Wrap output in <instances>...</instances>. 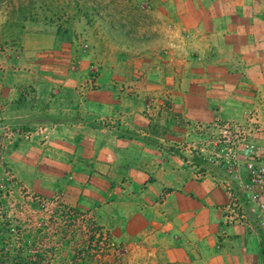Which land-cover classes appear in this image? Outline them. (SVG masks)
<instances>
[{
	"label": "crops",
	"instance_id": "crops-1",
	"mask_svg": "<svg viewBox=\"0 0 264 264\" xmlns=\"http://www.w3.org/2000/svg\"><path fill=\"white\" fill-rule=\"evenodd\" d=\"M141 1L156 23L124 49L114 38L105 50L96 45L100 71L83 91L81 60L59 40L8 59L12 75L34 86L24 96L45 103L59 128L45 147L43 175L57 183L49 195L59 190L68 205L97 211L163 264H264L261 233L225 224L229 194L219 179L197 177L175 154L181 122H240L264 105V0Z\"/></svg>",
	"mask_w": 264,
	"mask_h": 264
},
{
	"label": "rangeland",
	"instance_id": "rangeland-1",
	"mask_svg": "<svg viewBox=\"0 0 264 264\" xmlns=\"http://www.w3.org/2000/svg\"><path fill=\"white\" fill-rule=\"evenodd\" d=\"M155 23L141 0H0V264H163L156 251L144 243L143 248L140 240L119 238L117 229L103 222L97 211L68 205L59 190L49 195L57 183L43 175L45 147L59 128L48 121L51 112H44L46 105L36 95L27 100L24 94L34 93V86L26 83L28 76L12 75L14 66L9 69L8 60L18 55L25 61L41 53L31 51L35 43L44 49L52 39L59 40L81 60L76 72L85 77L79 85L83 91L100 71L96 45L105 50L108 39L114 38L124 49L133 45L131 34ZM2 58L8 61L4 66ZM14 79L19 87H11ZM8 90H18L21 96L6 100ZM168 96L164 95L163 109L171 106ZM22 98V103H13ZM156 98L150 96L149 102ZM162 112L160 117L169 114ZM148 113L153 115L154 110ZM213 123L181 122L183 139L175 154L197 177L215 176L223 187V170L192 149V145L205 147L200 146L213 134L209 128ZM255 136V142L263 145L264 131ZM36 146L39 152H34ZM166 151H171L169 146ZM215 171L221 174H212Z\"/></svg>",
	"mask_w": 264,
	"mask_h": 264
},
{
	"label": "built area",
	"instance_id": "built-area-1",
	"mask_svg": "<svg viewBox=\"0 0 264 264\" xmlns=\"http://www.w3.org/2000/svg\"><path fill=\"white\" fill-rule=\"evenodd\" d=\"M217 122L200 146L205 147L192 149L225 173L222 183L229 192L223 207L225 224L257 229L264 242V146L255 142V134L264 131V105L251 110L244 121Z\"/></svg>",
	"mask_w": 264,
	"mask_h": 264
}]
</instances>
